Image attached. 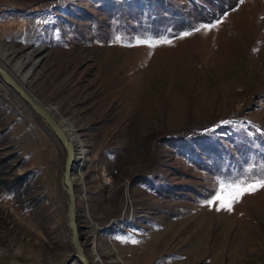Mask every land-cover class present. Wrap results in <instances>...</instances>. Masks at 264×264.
Listing matches in <instances>:
<instances>
[{
  "label": "rangeland",
  "instance_id": "1",
  "mask_svg": "<svg viewBox=\"0 0 264 264\" xmlns=\"http://www.w3.org/2000/svg\"><path fill=\"white\" fill-rule=\"evenodd\" d=\"M32 49L91 264H264V188L208 204L264 177V0H0V57ZM64 159L0 80V264H79Z\"/></svg>",
  "mask_w": 264,
  "mask_h": 264
},
{
  "label": "water",
  "instance_id": "2",
  "mask_svg": "<svg viewBox=\"0 0 264 264\" xmlns=\"http://www.w3.org/2000/svg\"><path fill=\"white\" fill-rule=\"evenodd\" d=\"M9 53V52H7ZM5 54L8 55V54ZM18 53V51H13L12 54L7 57L6 61L0 60V80L4 85L9 87L17 96L46 124L50 129L56 139L59 141L60 145L64 149L65 159L62 165L60 182L66 195V219L67 228L70 236V243L74 249V252L70 257L75 258L79 264H91L89 260L85 257L83 248L81 246L80 239L77 235V228L75 225V194H74V184L71 180V171L74 168V143L68 139L63 127L62 122L55 117L56 113L51 112L47 105H44L38 99H36L33 94L28 90L25 85V78L18 75L15 72V68L8 67V63H12V58Z\"/></svg>",
  "mask_w": 264,
  "mask_h": 264
},
{
  "label": "snow or ice",
  "instance_id": "3",
  "mask_svg": "<svg viewBox=\"0 0 264 264\" xmlns=\"http://www.w3.org/2000/svg\"><path fill=\"white\" fill-rule=\"evenodd\" d=\"M205 27L209 26L206 25ZM185 35H187V33H185ZM261 188H264V177L246 184L243 181H238L228 185L227 189L222 187L220 191L213 193L208 204L211 206L215 203L217 205V211H231L232 206L238 203L244 195L253 194Z\"/></svg>",
  "mask_w": 264,
  "mask_h": 264
},
{
  "label": "bare ground",
  "instance_id": "4",
  "mask_svg": "<svg viewBox=\"0 0 264 264\" xmlns=\"http://www.w3.org/2000/svg\"><path fill=\"white\" fill-rule=\"evenodd\" d=\"M42 49V48H41ZM41 49H37L38 51H36L38 54H36V53H34L33 51H34V49H32V50H29L28 52H27V55H22L21 56V58H19L17 61H14L13 62V64L10 66V62L8 63V67H13V68H15V72L16 73H18V70L21 68V66H23V67H25V65L30 61L31 62V60H32V63H33V65H32V67H30L28 70H26V72H24L23 71V67H22V69L21 70H19V73H18V75L20 76V77H23V78H25V80H27L30 76H31V73H32V70H33V68L38 64V62H39V60H40V58H41V55H42V52H43V50H41ZM13 52L12 51H9V53H7V54H12ZM32 53V56H31V58L29 57V54H31ZM8 56V55H7ZM4 57H6V56H4ZM4 57H0V60H2V61H6V60H4ZM34 59V60H33ZM34 96V95H33ZM35 97V96H34ZM36 98V97H35ZM36 99H38V98H36ZM40 102H42V100H40V99H38ZM43 103V102H42ZM44 104V103H43ZM45 105V104H44ZM48 106V105H47ZM48 109L51 111V112H54V113H56L54 110H52L49 106H48ZM62 127H63V129H64V131H65V133H66V135H67V137H68V139H70L71 141H72V139L71 138H69V136H68V133H67V131H66V129L64 128V126H63V124H62ZM73 142V141H72ZM74 143V142H73ZM75 149H76V146H75V143H74V154H73V159H74V164H73V166L75 167V165L78 163V161H77V157L78 156H76L77 155V153H76V151H75ZM73 171H74V168H73ZM72 173L73 172H71V180H72V182H73V178H72ZM75 211V210H74ZM78 235V234H77ZM78 238H79V236H78ZM80 239V238H79Z\"/></svg>",
  "mask_w": 264,
  "mask_h": 264
}]
</instances>
